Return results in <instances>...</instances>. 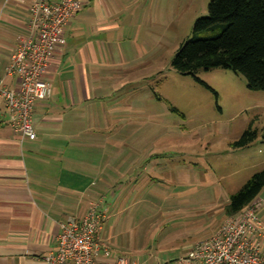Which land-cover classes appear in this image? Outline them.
<instances>
[{"label": "crops", "instance_id": "1", "mask_svg": "<svg viewBox=\"0 0 264 264\" xmlns=\"http://www.w3.org/2000/svg\"><path fill=\"white\" fill-rule=\"evenodd\" d=\"M33 1L0 0V81L8 89L16 80L5 76L4 68L28 34ZM112 1L83 0L67 25L65 42L43 78L51 95L34 107L35 140L20 141L0 103V264H25L52 253L60 224L82 218L90 203L101 199L109 206L98 234L99 255L120 256L115 205L123 189L117 187L129 174L130 195L136 192L142 181L136 180V168L141 160L145 166L152 160L153 149L129 144L136 141L137 128L122 131V119L137 112L138 81L131 73L140 59L125 55L116 24H103L117 9ZM111 27L118 31L114 56L110 43L100 38ZM128 96L127 105L123 99ZM258 215L264 226V209ZM177 248L162 243L154 251L151 245L128 258L138 264H172L186 247Z\"/></svg>", "mask_w": 264, "mask_h": 264}, {"label": "rangeland", "instance_id": "2", "mask_svg": "<svg viewBox=\"0 0 264 264\" xmlns=\"http://www.w3.org/2000/svg\"><path fill=\"white\" fill-rule=\"evenodd\" d=\"M112 2L117 9L103 24H116L125 55L140 59L131 73L138 81L137 112L122 119V131L137 128L129 144L153 149L152 160L136 168L137 182L143 181L136 192L130 195L129 174L117 187L123 189L115 205L119 253L134 257L164 243L186 247L182 256L217 232L230 217V196L264 169V90H249L241 75L219 67L188 76L173 69L175 52L192 37L195 20L207 16L210 0ZM109 29L100 38L114 56L118 31ZM247 130L253 141L235 148ZM263 193L248 207L264 209Z\"/></svg>", "mask_w": 264, "mask_h": 264}, {"label": "built area", "instance_id": "3", "mask_svg": "<svg viewBox=\"0 0 264 264\" xmlns=\"http://www.w3.org/2000/svg\"><path fill=\"white\" fill-rule=\"evenodd\" d=\"M82 7L83 0H34L28 7V34L4 68V75L13 77L16 86L8 89L0 81L6 123L20 141L36 138L34 107L51 95V86L43 78L56 49L65 42L67 25ZM257 210L246 207L229 217L214 235L194 243L172 264H264V226ZM106 219L102 199L91 202L82 218L60 224L52 253L25 264H138L124 256L100 257L98 234Z\"/></svg>", "mask_w": 264, "mask_h": 264}, {"label": "trees", "instance_id": "4", "mask_svg": "<svg viewBox=\"0 0 264 264\" xmlns=\"http://www.w3.org/2000/svg\"><path fill=\"white\" fill-rule=\"evenodd\" d=\"M171 65L184 76L198 69H227L241 75L249 90H264V0H210L207 16L195 20L192 37L177 49ZM254 137L247 130L233 146L246 147ZM263 189L264 169L230 196L227 215L250 206Z\"/></svg>", "mask_w": 264, "mask_h": 264}]
</instances>
